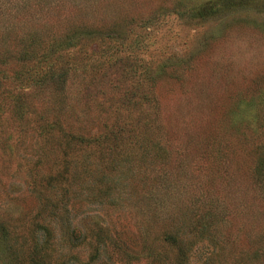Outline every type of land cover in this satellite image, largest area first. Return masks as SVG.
<instances>
[{
	"label": "rangeland",
	"instance_id": "rangeland-1",
	"mask_svg": "<svg viewBox=\"0 0 264 264\" xmlns=\"http://www.w3.org/2000/svg\"><path fill=\"white\" fill-rule=\"evenodd\" d=\"M66 1L79 6L74 9L67 2L49 7L55 4L51 0L43 12L24 13L15 19V24L11 25V18L8 22L0 17V52L10 50L11 38L30 27L41 28L43 34L56 33L73 16L88 21L118 18L121 35L116 34L123 40V50H131L127 42L141 39L133 44L134 53H125L123 65L127 70L126 61L131 59L150 66L157 120L146 125L150 140L156 144L146 143L143 165L120 173L121 177H131V181L116 184L123 187L125 194L117 197L106 190L96 201L87 199L84 191L78 190L75 196L73 193L75 208L69 215L78 222L77 232L84 229V238L66 244L64 225L59 223L53 229L57 248L63 254L72 249L70 264H144L148 261L144 247H166L157 238L163 228L175 224L183 215L188 221L194 212L208 207L218 239L211 253L214 264H233L238 256L260 262L264 187L255 184L253 165L264 143V0ZM189 6L192 11H186ZM149 11L158 14L154 26L143 33L137 23H132L130 31L126 20L133 17L140 21ZM147 43L146 49L138 48ZM138 69H134L135 75ZM126 76L114 70L110 74L113 78ZM83 81L81 76H71L61 108L47 98V89L40 88L24 96L29 104L23 114L26 117L16 116L6 107L1 109L0 141L11 135L15 144L8 149L0 146V218L27 220L39 207V198L28 183V172L22 165L15 168L19 161L31 156L34 147L25 143L27 137L19 135L15 139L12 133L18 125H34L43 110L51 118L62 110L67 116L73 110L81 111L74 91L80 90ZM122 84H126L123 79ZM111 94L116 96L117 91ZM0 100L5 101L1 95ZM85 115L88 113L81 114ZM97 124L98 120H88L81 126L91 134L96 132ZM64 147L71 160L75 158L73 151L83 154L87 150L76 143ZM59 151L58 144L46 148L47 168L39 171L36 178L42 181L48 174L56 177L55 172L61 170L57 164ZM150 163L165 168L168 184H158L159 168H151ZM47 190L50 188L43 187L39 194H48ZM148 193L156 194L160 200L149 199ZM161 201L162 208L154 206ZM96 234L104 239L97 255L92 250ZM200 235L197 238L201 240L190 253L191 264H199L210 250L207 234Z\"/></svg>",
	"mask_w": 264,
	"mask_h": 264
},
{
	"label": "trees",
	"instance_id": "trees-1",
	"mask_svg": "<svg viewBox=\"0 0 264 264\" xmlns=\"http://www.w3.org/2000/svg\"><path fill=\"white\" fill-rule=\"evenodd\" d=\"M50 2L51 0H44V3L41 0H0V17L7 18L8 22L11 18L12 25L24 13L40 14ZM54 2L49 7L64 6L67 2L74 9L79 6L77 2L66 0ZM192 8L189 6L186 11H192ZM157 16L156 12L149 11L140 21L130 17L126 22L130 24V31L134 26L132 23H137L144 33L146 28L154 26ZM119 20L112 18L109 21H88L73 16L67 18L56 33L46 34H43L41 28L30 27L11 38L10 50L0 52V95L5 100H0V115L1 109L6 107L10 113L13 111L16 116L26 117L23 114L29 104L24 96L33 89L40 88L47 89V98L50 97L61 108L63 99L68 96L66 83L68 80L70 82L71 76L78 75L84 80L80 90L74 91L75 97L80 101L81 111L73 110L67 116L62 110L54 113L51 118L43 110L34 125H18L16 134L12 133L15 139L19 135L24 136V139L27 137L25 143L34 147L31 156L19 161L15 168L22 165L28 172V183L31 191L39 198V207L27 220L21 217L16 219L18 221L0 218V264H70L72 249L68 248L63 254L57 248L53 229L59 223L64 225L62 232L66 244L74 242L78 237L84 238V229L77 232L75 229H79L78 222L69 215L71 209L75 208L73 193L75 196L78 190L84 191L87 199L96 201H100L106 190L113 196L121 197L126 191L116 184L121 180L131 181V177L128 174L121 177L120 173L134 170L138 164L143 165L141 157L147 154L146 143L152 141L156 144L154 139L150 140L146 126L157 120V104L152 93L155 81L149 74V65L129 59L126 61L127 70L125 69L123 59L126 54L135 52L133 44L141 39L127 42V48L131 50H123V40L116 34L121 35ZM144 36L140 38L144 39ZM147 46L148 43L138 48L143 50ZM162 66L161 64L159 67ZM107 67H111L108 72L105 70ZM137 67L139 69L135 75L134 69ZM8 69H12L11 74H8ZM112 70L116 74L125 72L127 76L110 77ZM9 75L13 78H9ZM122 79L126 84L120 85ZM113 90L117 91L116 96L111 94ZM6 96H10L9 99ZM129 108L132 109L128 111ZM86 112L88 115L81 116ZM61 114L65 116L61 117ZM65 117L68 118L67 121L64 120ZM88 120H98L95 133L89 134L81 126L86 125ZM1 139L0 146L6 147L5 149L15 144L11 135ZM74 143L85 146L87 150L83 154L73 151L71 154L75 158L71 160L64 146L68 148ZM52 144L59 145L61 158L57 164L61 170L55 172L56 177L48 174L41 181L36 175L47 168L46 148L48 150ZM261 146L259 157L253 165V177L256 185L264 187V143ZM150 164L151 168H159L156 171L158 184H168L165 168L161 164ZM43 187L50 188L47 190L48 194H39ZM148 196L149 199L160 200L156 194L148 193ZM163 205L162 201L154 204L159 208ZM209 210L205 207L194 212L193 218L188 221L183 215L175 224L163 228L157 238L166 247L159 250L144 247L145 257L148 259L144 264H191L190 253L201 240L197 237H201L202 232L207 234L210 250L199 264H214L211 253L218 246V239L212 230L214 221ZM95 236L93 254H96V250L104 242L100 235ZM258 250L261 254L260 262L255 259L247 261L238 256L233 264H264V243Z\"/></svg>",
	"mask_w": 264,
	"mask_h": 264
}]
</instances>
